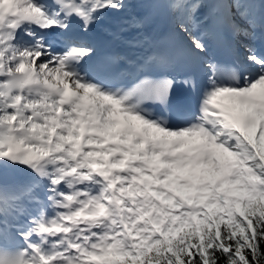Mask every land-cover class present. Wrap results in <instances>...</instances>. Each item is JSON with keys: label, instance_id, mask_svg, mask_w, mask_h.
<instances>
[{"label": "snow or ice", "instance_id": "snow-or-ice-1", "mask_svg": "<svg viewBox=\"0 0 264 264\" xmlns=\"http://www.w3.org/2000/svg\"><path fill=\"white\" fill-rule=\"evenodd\" d=\"M0 264H264V0H0Z\"/></svg>", "mask_w": 264, "mask_h": 264}]
</instances>
